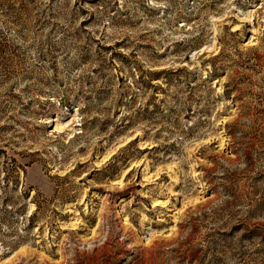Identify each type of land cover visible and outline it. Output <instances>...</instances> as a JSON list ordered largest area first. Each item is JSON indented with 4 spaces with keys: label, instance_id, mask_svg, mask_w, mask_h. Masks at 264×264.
I'll return each mask as SVG.
<instances>
[{
    "label": "rangeland",
    "instance_id": "374dc122",
    "mask_svg": "<svg viewBox=\"0 0 264 264\" xmlns=\"http://www.w3.org/2000/svg\"><path fill=\"white\" fill-rule=\"evenodd\" d=\"M61 260L264 264V0H0V264Z\"/></svg>",
    "mask_w": 264,
    "mask_h": 264
},
{
    "label": "bare ground",
    "instance_id": "6f19581e",
    "mask_svg": "<svg viewBox=\"0 0 264 264\" xmlns=\"http://www.w3.org/2000/svg\"><path fill=\"white\" fill-rule=\"evenodd\" d=\"M249 40V39H248ZM211 48V47H210ZM212 49V48H211ZM56 131L60 132L61 131V128L59 126L56 127ZM103 246V245H102ZM92 253L94 255L98 254L99 253V248L98 247H94L92 248ZM16 255V254H15ZM63 262V260L57 262V263H54V264H61Z\"/></svg>",
    "mask_w": 264,
    "mask_h": 264
}]
</instances>
